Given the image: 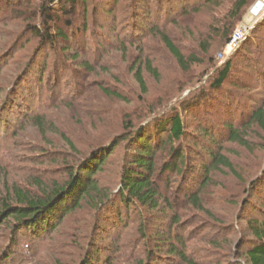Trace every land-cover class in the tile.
<instances>
[{
	"label": "rangeland",
	"instance_id": "rangeland-1",
	"mask_svg": "<svg viewBox=\"0 0 264 264\" xmlns=\"http://www.w3.org/2000/svg\"><path fill=\"white\" fill-rule=\"evenodd\" d=\"M161 1L143 8L133 0H63L49 22L40 0H0V197L12 184L33 189L35 180L47 186L67 180L93 150L118 142L128 129L153 132L172 108L186 131L176 140L164 133L154 147L151 178L160 209L117 204L122 165L134 152L122 140L104 153L107 161L93 177L109 194L102 208L91 210L87 198L41 237L23 233L13 247L10 218H0V264H186L154 243L161 240L155 230L196 264H247L245 252L256 244L247 222H264V134L249 126L243 146L227 140L225 125L242 129L264 98V10L251 15L257 0L237 15L236 0H170V14L160 11ZM156 27L185 58L194 56L188 69L179 67ZM239 29L242 37L229 46L228 36ZM147 59L156 73L143 68L142 93L134 73ZM228 60V76L213 91ZM209 152L224 155L233 169H208ZM193 193L201 208L190 203Z\"/></svg>",
	"mask_w": 264,
	"mask_h": 264
},
{
	"label": "trees",
	"instance_id": "trees-1",
	"mask_svg": "<svg viewBox=\"0 0 264 264\" xmlns=\"http://www.w3.org/2000/svg\"><path fill=\"white\" fill-rule=\"evenodd\" d=\"M60 1L63 0H40L39 10L45 15V20L50 22L54 18L52 12L55 8L59 7ZM64 1L65 4L72 2V0ZM112 1L114 2V0ZM133 1L135 3H140L141 7L145 8L148 0ZM158 1L159 0H156V3ZM209 1L214 0H205V2ZM249 1L250 0H236L234 4V12H236V15L237 12L241 11ZM164 2L165 7L161 8L160 11L166 13L171 12L170 14H172V2H170V0ZM174 2L176 4L177 0ZM183 9L184 7L182 8V12L184 13L185 10ZM141 16L145 17L147 16V13H144ZM262 23V28L264 30V19ZM147 26H149L148 23L144 24L142 28L140 27V32H143ZM159 30V27H156L158 33H160ZM132 32H135V30H132ZM44 33L46 40L50 41L51 35L49 34V29L46 30V32L44 31ZM60 33L59 35L65 37L64 34ZM159 37L161 42L182 69H188V63L195 61V58L192 55L185 58L167 35L160 33ZM229 39L230 37L228 36L227 41H229ZM231 66L232 62L228 60L225 62L221 70L218 71L217 76L211 82V88L213 91H216L217 89L219 90L222 86L228 76ZM143 68L152 76L155 75L156 68L152 66L151 61L147 59L135 70L134 77L140 86L142 93H146V82L142 75ZM104 90L109 94L120 97L118 93H110L109 90ZM199 99L202 98H198V100ZM198 100L194 102V105L198 104ZM184 110L188 111L189 106H185ZM166 113L167 115L163 117V119L157 120L158 122L155 124V127H153V132L147 131V129H142V126L135 128V130L128 129V132L124 134L123 139H120L118 142L113 140L111 144L101 146L100 150H98L99 152L97 149L93 150L92 156L89 159L88 156L85 157V159L76 167V170H71L69 178L63 182H53L47 186L45 184L43 185L41 181L35 180L33 189H23L18 185L12 184L10 188L6 190L4 195L0 197V218L1 220L10 218V221H8V228L10 231L7 237L9 238L8 242L10 246L13 247L17 245L19 236L23 233L34 239L41 237V235H43L49 228L55 227L54 225L60 220V214L71 213L87 198L91 210L97 211L101 209L104 201L110 198L106 190L97 189V183L93 180V177L102 169V165L107 161L104 153L107 152L110 154L116 145L122 140H129V148L134 149V152L122 165L120 186L116 192L117 204L125 207L126 211H129L131 205L135 206L136 204L146 206L150 210L160 209V191L151 178L154 171V147L162 142L161 135L164 133H167V139L170 138L171 140L179 139L186 134L180 112L172 108ZM32 121L37 125H42L39 116L33 117ZM252 125L256 126L264 134V98L251 112L248 121L241 126L243 127L242 129L234 128L230 123L225 125L228 130L227 140L231 142L236 141L245 146L246 141L243 132ZM202 129L206 134H210L207 128ZM210 138H212V136H210ZM175 156H178V158H176L178 162L182 161L181 156L177 152H174L173 157ZM209 158L213 160L214 163L212 166H207L208 169L219 166L226 167L229 170L233 169L230 161L224 155L209 152ZM176 163L177 162L174 160L171 161L168 164L169 168L173 169L176 166ZM207 181L208 179H206L202 185H205ZM188 199L191 204L201 208V200L196 193L188 195ZM115 209V207H112L110 211H114ZM171 221L175 224L178 222V218L175 216ZM247 223L254 235L256 244L245 252L246 263L264 264V222L249 219ZM153 235L154 239H161L160 241H154V243L162 244L160 247L166 246V252L171 255H176L183 263L196 264L194 261L190 260L183 251L178 250V248L174 246L169 235L166 236L158 230H155ZM160 247L158 245V248H154L153 251H160ZM147 251L148 255H152V251L149 248H147ZM10 252L11 251H9L6 257L2 260H5L10 256ZM86 264H88V262ZM138 264H144V262L140 260L138 261Z\"/></svg>",
	"mask_w": 264,
	"mask_h": 264
},
{
	"label": "built area",
	"instance_id": "built-area-1",
	"mask_svg": "<svg viewBox=\"0 0 264 264\" xmlns=\"http://www.w3.org/2000/svg\"><path fill=\"white\" fill-rule=\"evenodd\" d=\"M258 3H260V6L258 7V9H256L255 7L258 5ZM264 10V0H257L253 7L250 10V13L252 16H258L262 11ZM242 37V30H235L234 33L232 34L228 45L229 46H234L235 43Z\"/></svg>",
	"mask_w": 264,
	"mask_h": 264
},
{
	"label": "bare ground",
	"instance_id": "bare-ground-1",
	"mask_svg": "<svg viewBox=\"0 0 264 264\" xmlns=\"http://www.w3.org/2000/svg\"><path fill=\"white\" fill-rule=\"evenodd\" d=\"M259 6H260V3H258V5L255 8L258 9Z\"/></svg>",
	"mask_w": 264,
	"mask_h": 264
}]
</instances>
